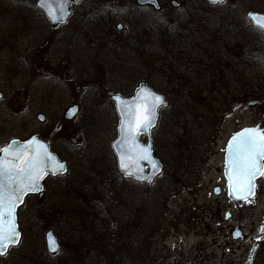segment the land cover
<instances>
[{
    "label": "rangeland",
    "instance_id": "1",
    "mask_svg": "<svg viewBox=\"0 0 264 264\" xmlns=\"http://www.w3.org/2000/svg\"><path fill=\"white\" fill-rule=\"evenodd\" d=\"M160 1L167 5L163 12L140 9L132 0L95 9L106 19L93 22V33H85L86 40L73 50L82 57L74 60L72 52V69L64 72L75 81L99 76L110 92L124 95L149 80L166 95L168 106L153 132L163 172L151 184L121 177L111 149L117 123L112 104L106 92L89 91L82 113L98 118L92 126L80 118L74 123L73 130L81 126L84 133L80 144L55 143L68 172L49 182L46 203L29 199L19 209L20 244L0 264H264V175L257 181L256 197L245 203L231 199L224 178L226 146L234 134L247 127L264 131V92L240 98L243 79L264 83V34L247 18L250 12L264 13V0H224L215 6L176 0L179 9L172 0ZM2 2V36L11 40L16 28L5 21L15 16L14 0ZM82 4L88 10L90 0ZM216 32L224 33L226 43L208 38ZM178 37L186 39L178 44L180 53L193 52L189 40L198 41L197 51L207 47L210 60L192 58L210 64L207 70L190 59L186 68L177 66L174 52L166 49ZM58 47L61 55L66 53V45ZM7 51L4 59L12 57ZM12 80L4 76L0 84L15 87L18 82ZM48 83L54 101L50 111L59 116L66 110L60 100L66 85ZM219 90L238 93L221 108L225 97ZM4 129L6 140L12 131ZM49 230L61 241L57 257L46 251Z\"/></svg>",
    "mask_w": 264,
    "mask_h": 264
},
{
    "label": "flooded vegetation",
    "instance_id": "2",
    "mask_svg": "<svg viewBox=\"0 0 264 264\" xmlns=\"http://www.w3.org/2000/svg\"><path fill=\"white\" fill-rule=\"evenodd\" d=\"M38 1L39 0H14L12 7L15 16L12 20L5 21L10 22L11 26L16 28V30H14L15 34L12 36L11 40H9V37L4 38V36H2L3 21L0 20V82L4 80V76L12 77V83L18 82L15 87L10 88H5L3 84H0V157L2 152L8 148L13 141L26 142L28 140H36L42 144H46L51 152L58 155L59 159L66 163L67 171L64 174L66 175L68 172L67 161L61 159L54 149V145L56 142H67L69 140L72 144H80V135H84V133L80 131L81 126L74 131V123L80 118L83 120L82 122L85 123V126L86 124L92 126L91 121L98 118L96 115H92L93 113L89 114V111L83 116V108L88 106L85 102V100H87L86 94L94 90L98 92L102 91L103 93L106 92V95L109 96L116 117L117 136L119 119L112 96L120 95L123 98H130L133 93L131 92V94L124 95L118 92H110L108 84L99 83V76L88 75L86 79L79 80L77 78V81H75L69 77L68 72H64L66 69H72L68 66V57H70L72 52H76L73 54L74 57H72L74 60H78L80 56L82 57L81 53L79 54V52L73 50L79 49L78 43H82L86 40L82 38L85 33H88L86 36L93 33V29L97 26L96 23L93 24V22L96 21V19L100 21L106 19L103 15L104 13L102 14V12H98L95 9H101L103 5L107 6L105 2L114 3L116 0H90L88 10H83V0H79L77 3H71L69 5V13L64 20L61 18L64 10H50V13L47 14L39 6ZM157 1L160 5L159 11L150 5L144 7L139 6L137 0H132L131 4L135 3L140 9L152 7L157 12H163L167 5L163 2L161 3L160 0ZM173 2L177 3L178 6H174ZM170 4L178 9L182 6V4L176 0H172ZM109 5L112 7V4ZM2 7H4V5L2 0H0V13ZM80 7H82V10H79ZM77 11L79 13H76ZM32 15H37L40 20H35ZM108 18H110V16H108ZM83 19H87L86 21H88L87 24L89 26L84 23ZM68 26H70L69 29L67 28ZM119 26L123 27L119 24L118 29ZM185 40L186 39H180L178 37V40L172 41L171 45L167 46L166 49L172 53L174 52V56L178 60V67L182 69L186 68L189 64L187 60H192L194 55L196 57L199 55L210 60L211 57L208 55L209 52L206 51L207 47L203 49L199 48L197 51L194 44L198 41L192 40V42H190L188 39V45H191L193 52H181L182 54L178 52V44L185 43ZM60 45H66V48L63 47L66 53L62 55L60 52L56 51L57 48L59 49L58 46ZM10 46L12 51H7L8 48L10 49ZM3 50H6L12 57L4 59ZM175 52L178 54L176 55ZM200 60L201 59L194 62L192 60V62L193 64L199 62L201 68L207 70L210 64H202L203 62ZM52 81L58 83L62 82L66 85V90L63 91L65 98H60L61 101L64 99L62 102L66 110L59 116H53L50 111L54 101L52 100L51 88L48 82L51 83ZM142 83L147 85L150 84L147 81L141 82L140 84ZM7 127L11 129L12 132L10 135L12 136L5 140L4 135H6V131L4 128ZM74 135L77 136L72 138ZM141 141L146 143V137L142 136ZM152 144L156 155L154 143ZM156 158L161 161L158 156ZM55 178L57 177L52 178L48 176L43 182L42 192L38 195L28 196L25 202L29 199H38L39 205L46 203L50 191L49 182L51 180H56ZM18 213L19 211L17 214ZM57 241L59 245L57 251L51 252L46 249L51 257H57L61 251V241L58 240V237ZM78 247L85 246L78 245ZM14 248L16 247H9L4 255H0V262L4 260Z\"/></svg>",
    "mask_w": 264,
    "mask_h": 264
},
{
    "label": "water",
    "instance_id": "3",
    "mask_svg": "<svg viewBox=\"0 0 264 264\" xmlns=\"http://www.w3.org/2000/svg\"><path fill=\"white\" fill-rule=\"evenodd\" d=\"M79 0H39V6L47 13L50 10H64L62 20L69 13V5ZM224 0H206L210 5ZM139 6H152L160 10L157 0H137ZM174 6H178L173 2ZM251 23L264 32V13L251 12ZM61 20V19H60ZM122 27L119 26V29ZM119 118L118 135L112 142V150L117 160L118 171L125 178L137 182H153L162 173V165L155 158L151 132L156 126L160 111L168 102L164 94L142 83L130 98L112 96ZM140 135H145L146 144ZM264 132L257 128H245L236 133L226 147L224 177L228 182V194L234 202H247L255 197L256 181L263 174ZM148 169V170H147ZM66 172V163L52 154L46 144L36 140L25 143L14 141L0 157V254L9 246L20 241L17 224V209L28 195L39 194L47 176H57ZM216 195L221 193L216 189ZM230 215H227L228 219ZM49 251L59 249L52 231L46 233Z\"/></svg>",
    "mask_w": 264,
    "mask_h": 264
},
{
    "label": "trees",
    "instance_id": "4",
    "mask_svg": "<svg viewBox=\"0 0 264 264\" xmlns=\"http://www.w3.org/2000/svg\"><path fill=\"white\" fill-rule=\"evenodd\" d=\"M193 16H195L193 14ZM193 20V23H194V20L197 21V19L194 17L192 18ZM254 28V27H253ZM256 29V28H255ZM257 30V29H256ZM259 31V30H257ZM261 32V31H259ZM262 34H264L263 32H261ZM182 34V33H181ZM224 33L222 32V34H217V32L214 34H211L210 35H207L209 39H214L212 41H215L216 39L218 40H222L223 43H226V41L224 40V38H222L224 35ZM190 36H193L192 38H194L196 40V37H194V35H190ZM197 42V41H196ZM212 51V49H211ZM212 53V52H211ZM211 57V56H210ZM147 82H149V80H146ZM150 83V82H149ZM233 92H237L236 90H229V91H225V90H219L218 91V94L221 95V96H224L225 98L221 101V108H224V107H227V105L230 104L231 101H234V99L232 98L233 95ZM264 92V83H260L258 84L256 81H252V79H243V85H242V90H240V98L242 99L243 97L246 99L247 97H254L255 95H258V94H261ZM214 93V92H213ZM238 93V92H237ZM192 99V98H190ZM239 99V98H238ZM259 100V98H257ZM203 100H206L205 98ZM186 101V100H185ZM261 102V100L259 101ZM210 104V102H209ZM216 103H212L211 104V108H213V106H215ZM82 207L84 205H81ZM81 207V208H82ZM88 237H91V235L88 234ZM90 238V239H91ZM263 239H264V236H263ZM83 243L85 244H88V243H93V240H83ZM264 243V241L262 242V244ZM264 245V244H263ZM100 248L101 250L103 249L101 246L98 247ZM105 250V249H103ZM256 264V263H255Z\"/></svg>",
    "mask_w": 264,
    "mask_h": 264
}]
</instances>
